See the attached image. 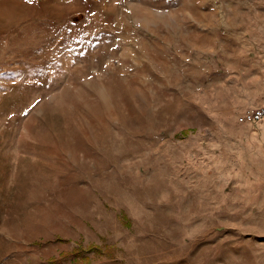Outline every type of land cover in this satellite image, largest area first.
<instances>
[{
	"label": "rangeland",
	"instance_id": "rangeland-1",
	"mask_svg": "<svg viewBox=\"0 0 264 264\" xmlns=\"http://www.w3.org/2000/svg\"><path fill=\"white\" fill-rule=\"evenodd\" d=\"M261 105L264 0H0V264H264Z\"/></svg>",
	"mask_w": 264,
	"mask_h": 264
},
{
	"label": "crops",
	"instance_id": "crops-1",
	"mask_svg": "<svg viewBox=\"0 0 264 264\" xmlns=\"http://www.w3.org/2000/svg\"><path fill=\"white\" fill-rule=\"evenodd\" d=\"M260 107H264V105H261ZM251 121L256 122V127H254L253 134L251 133L252 138H250L249 141H251V144L257 150L261 149L264 155V117L262 119H259L258 121ZM257 179L259 180V182L256 183L258 186L254 187V190H258L259 192L262 190V192L257 196V199L259 197V199L262 200V198L264 197V172H262V176L258 175Z\"/></svg>",
	"mask_w": 264,
	"mask_h": 264
},
{
	"label": "built area",
	"instance_id": "built-area-1",
	"mask_svg": "<svg viewBox=\"0 0 264 264\" xmlns=\"http://www.w3.org/2000/svg\"><path fill=\"white\" fill-rule=\"evenodd\" d=\"M244 113V117L246 119L258 121L264 117V107L254 108V109H246ZM243 117V118H244Z\"/></svg>",
	"mask_w": 264,
	"mask_h": 264
},
{
	"label": "trees",
	"instance_id": "trees-1",
	"mask_svg": "<svg viewBox=\"0 0 264 264\" xmlns=\"http://www.w3.org/2000/svg\"><path fill=\"white\" fill-rule=\"evenodd\" d=\"M59 240H64L63 238H60V237H57ZM89 249H91V250H96L95 252H97V250L99 251V247L98 246H95V245H90L89 247H88ZM76 250V249H75ZM77 251V250H76ZM82 252V251H81ZM80 255H82V257L83 258H85L86 260L88 259V257L84 254V253H80V252H78ZM81 257V258H82Z\"/></svg>",
	"mask_w": 264,
	"mask_h": 264
}]
</instances>
